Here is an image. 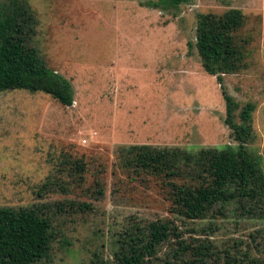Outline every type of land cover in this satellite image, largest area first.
Masks as SVG:
<instances>
[{
    "label": "rangeland",
    "instance_id": "374dc122",
    "mask_svg": "<svg viewBox=\"0 0 264 264\" xmlns=\"http://www.w3.org/2000/svg\"><path fill=\"white\" fill-rule=\"evenodd\" d=\"M26 1L39 59L73 91L69 106L42 92L0 91V206H43L53 240L42 264H88L94 250L109 257L130 223L170 218L159 177L120 168L117 147L234 146L218 85L187 46L197 13L243 15L235 40L245 68L222 83L238 108L254 104L247 147L264 176V0H187L169 9L146 4L156 0ZM216 225L208 239L217 247L250 243L252 233L264 249V219ZM167 251L162 243L156 258Z\"/></svg>",
    "mask_w": 264,
    "mask_h": 264
},
{
    "label": "trees",
    "instance_id": "16d2710c",
    "mask_svg": "<svg viewBox=\"0 0 264 264\" xmlns=\"http://www.w3.org/2000/svg\"><path fill=\"white\" fill-rule=\"evenodd\" d=\"M186 1L156 0L146 4L169 9ZM243 23L237 8H227L220 14L197 13L193 42L187 43L194 48L201 69L218 85L223 123L234 146L193 152L147 144L117 147L120 168L159 177L166 188L170 218L130 223L119 232L109 257L94 250L88 264H264V249L252 233L247 234L251 244L233 239L217 247L208 239L218 228L216 221L264 219L261 159L247 147L253 139L254 104L246 101L238 108L222 83L223 75L245 68L244 51L235 40ZM36 25L35 13L26 0L0 1V91L42 92L59 105L69 106L71 85L43 64L32 43ZM42 207L0 206V264H42L48 259L53 234ZM55 209L62 207L57 204ZM175 220L198 225H178ZM166 242L168 251L158 260L157 248Z\"/></svg>",
    "mask_w": 264,
    "mask_h": 264
}]
</instances>
